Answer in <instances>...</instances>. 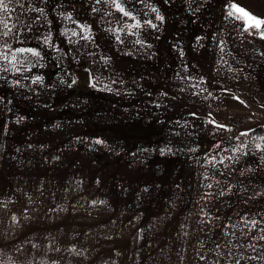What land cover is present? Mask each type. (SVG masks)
I'll return each mask as SVG.
<instances>
[{
    "label": "rangeland",
    "instance_id": "374dc122",
    "mask_svg": "<svg viewBox=\"0 0 264 264\" xmlns=\"http://www.w3.org/2000/svg\"><path fill=\"white\" fill-rule=\"evenodd\" d=\"M4 5L0 264H264V121L204 62L227 0Z\"/></svg>",
    "mask_w": 264,
    "mask_h": 264
},
{
    "label": "crops",
    "instance_id": "0c3cea01",
    "mask_svg": "<svg viewBox=\"0 0 264 264\" xmlns=\"http://www.w3.org/2000/svg\"><path fill=\"white\" fill-rule=\"evenodd\" d=\"M230 5H238L257 18L264 19V0H227ZM232 15H229V13ZM5 14L0 10L1 17ZM219 13L212 21V33L210 40L208 35L205 36L206 45L204 54L205 63L212 65V80L218 78L217 74L222 73V86L227 89V92L234 93L238 97H243V106L239 111L243 113L253 114L254 118L264 121V38L261 37V29L250 27L246 19H237L240 14L234 9L225 8V14L219 18ZM198 21V19H197ZM3 27L0 31H5V24L0 23ZM208 34V33H206ZM210 44V45H208ZM6 43L0 41V130L3 134L6 119L12 120L9 116L16 110L17 102L13 104L12 89L2 78V75L12 72L13 75V60L8 56V51L5 50ZM57 57V56H56ZM55 57V58H56ZM21 62L19 59L18 63ZM8 69V71H6ZM68 80L57 81L53 83L46 80H38L34 83L48 90H54L56 87L65 86L71 91V69L67 75ZM220 78V77H219ZM5 79V78H4ZM19 83L18 93L22 90V81L27 89V77L22 78V74L15 77ZM59 84V85H56ZM12 86V82H10ZM18 84L15 83V87ZM47 86V87H46ZM24 90V91H25ZM234 90V91H232ZM19 96V104L21 102ZM240 101V100H239ZM70 102V103H69ZM68 104L71 107V100ZM16 125H10V129ZM2 171V170H0ZM1 175V174H0ZM6 185L0 183V191L6 188ZM5 199V195L0 193V201ZM3 221H0L2 223Z\"/></svg>",
    "mask_w": 264,
    "mask_h": 264
},
{
    "label": "snow or ice",
    "instance_id": "6c2138e0",
    "mask_svg": "<svg viewBox=\"0 0 264 264\" xmlns=\"http://www.w3.org/2000/svg\"><path fill=\"white\" fill-rule=\"evenodd\" d=\"M0 7H6V5H4V0H0ZM116 7L120 11L122 12L124 11V9L121 8L118 3L116 4ZM232 7L235 10V12L240 14L239 16H237V19H241V18L246 19V21L249 22L250 27H255L259 29L261 28L262 25H264V19L255 17L254 15L246 11L243 7L235 5V4H233ZM125 15H127V13H125ZM229 15H232V13L230 12ZM261 37L264 38V32L261 33Z\"/></svg>",
    "mask_w": 264,
    "mask_h": 264
}]
</instances>
